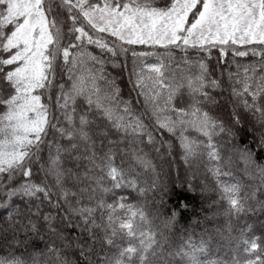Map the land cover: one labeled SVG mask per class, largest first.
I'll return each mask as SVG.
<instances>
[{
	"label": "snow or ice",
	"instance_id": "snow-or-ice-1",
	"mask_svg": "<svg viewBox=\"0 0 264 264\" xmlns=\"http://www.w3.org/2000/svg\"><path fill=\"white\" fill-rule=\"evenodd\" d=\"M260 214L264 0H0V264H264Z\"/></svg>",
	"mask_w": 264,
	"mask_h": 264
},
{
	"label": "trees",
	"instance_id": "trees-1",
	"mask_svg": "<svg viewBox=\"0 0 264 264\" xmlns=\"http://www.w3.org/2000/svg\"><path fill=\"white\" fill-rule=\"evenodd\" d=\"M172 179L173 180L177 179V171L175 169L172 172ZM171 190H172V185H169V191H171ZM175 190H176V192L180 193V197L181 198H186L190 205H192L193 207L198 206V203H199V200H200V194H199L198 190L195 193L188 192V191L180 189L178 185L176 186ZM167 200H168V197L166 196L165 197L166 204H167ZM172 201H173V203H175L177 201V197L173 196L172 197ZM167 206L171 207V204H167ZM260 218L264 219V214H260ZM253 219L255 220L256 217H253Z\"/></svg>",
	"mask_w": 264,
	"mask_h": 264
}]
</instances>
